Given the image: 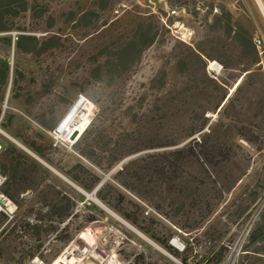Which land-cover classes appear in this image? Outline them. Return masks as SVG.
<instances>
[{
    "label": "trees",
    "instance_id": "1",
    "mask_svg": "<svg viewBox=\"0 0 264 264\" xmlns=\"http://www.w3.org/2000/svg\"><path fill=\"white\" fill-rule=\"evenodd\" d=\"M45 11L42 0H0V124L5 128L13 116L1 108L5 96L6 103L22 98L26 106L33 99L30 85L37 84L38 92L52 88L47 69L27 72L18 65L20 55L32 59L62 45L64 37L57 31L39 27ZM187 13L199 18L200 38L191 44L175 41L171 55L166 54L141 89L133 84L142 54L163 44L160 35L169 33L173 23L151 11L134 17L127 12L103 23L101 30L111 31L110 40L88 75L106 88L107 97L104 105L93 100L96 112L70 145V165L53 159L58 147L47 134L57 124L52 106L34 113L24 108L40 129L35 137L29 135V126L15 134L37 158L1 141L0 172L6 177L2 191L17 204L18 197L28 203L18 225L25 238L21 244L30 249L28 258H41L39 249L55 242L66 246L97 241L103 246L110 237L115 243V232L99 217H110L106 208L182 264H223L225 243L203 244L197 235L211 234L217 202L246 174L247 148L258 142L260 150L264 144V51L261 56L249 26L223 4H209L203 13L192 7ZM120 24L123 31L114 33ZM210 61L220 65L219 75L207 68ZM128 82L131 90L124 96ZM210 113H215L213 120ZM55 135L64 139L59 132ZM144 204L172 227L156 223ZM12 232L13 227L7 238ZM173 235L182 249L168 243ZM245 254H250L246 264H264V252ZM142 257L138 253L132 262Z\"/></svg>",
    "mask_w": 264,
    "mask_h": 264
},
{
    "label": "rangeland",
    "instance_id": "2",
    "mask_svg": "<svg viewBox=\"0 0 264 264\" xmlns=\"http://www.w3.org/2000/svg\"><path fill=\"white\" fill-rule=\"evenodd\" d=\"M42 1L46 11L44 18L39 22V27L57 31L64 37L62 45L59 48H50L32 59L20 55L18 65L27 72L37 73L47 69L48 75L53 76L52 88L49 92H38L37 84L30 85L28 88L33 94V99L26 106L22 98H13L11 102L6 103V114L13 116L8 127L5 128L0 124L2 130L0 141L13 143L34 157L36 155L15 137L16 132L23 131L27 126L31 129L29 135L32 137H35L34 132L40 129L33 119V115L27 114L23 109L28 108L34 113L52 106L53 117L58 124L71 103L75 99L83 97L89 101L85 106L88 116L91 118L96 112L94 101L104 105L107 97L106 88L96 84L88 75L95 61L101 59L102 47L110 40L111 31L101 29L103 23L109 22L115 17H121L123 13L128 12V17H134L137 12L151 11L160 14L162 19L168 17L173 23L169 33H161L160 35L163 44L152 45L144 50L136 69L137 73L134 76L135 83L133 85L137 89L142 88V83L147 82L155 67L170 54L169 48L175 41L191 44L200 38L199 18H194L187 13L188 8L198 7L203 13L209 4H223L235 17L249 26L261 56L264 51V10L258 0H172L174 5H186V7L179 6L180 8L171 6L168 0ZM82 13H85L87 17L81 18ZM123 26L124 24L116 25V28L114 27L115 29L112 30L115 31L114 33L121 32L124 29ZM69 58L70 62H67L66 60ZM263 61L264 57L262 56ZM207 68L214 75L220 73L219 64L217 68L210 69L208 63ZM130 90L131 83L128 82L124 96L129 95ZM85 92L90 96H87ZM67 101L68 103L65 104ZM46 115L49 117L48 113ZM214 117L215 113H210V120H213ZM75 127V124L66 125L62 123L58 132L64 139L55 136L52 131L47 133L54 141V145L58 147V151L53 153L54 161L62 159L65 165H70L73 162L74 154L67 138ZM262 139L264 141V137ZM36 141L45 144L39 138H36ZM237 141L243 145L240 140ZM258 146L259 143L254 142L253 148H247L250 159L246 174L237 182L236 187L225 193L223 200L217 202L215 214L209 227L211 234L197 235L203 244L219 241L225 243L227 251L223 264H239V262L246 264L250 254L245 253L264 252V144L260 150H258ZM242 164L243 162H241V166ZM124 192L135 201H139L127 191ZM252 198L255 200L251 201ZM19 199L21 200V197L17 199L15 218L13 217L11 221L6 223L2 227L4 231L0 233V264H52V261L65 246L61 242H55L47 249H39L41 258L27 257L30 249L21 244L25 238L20 233L18 225L21 224L20 216L23 215L28 203L23 204L18 201ZM89 199L94 201L93 196ZM143 206L149 214L153 215L156 223L159 221L162 225L172 227L170 222L156 213L150 206L146 204ZM104 209L110 217L100 215L99 217L103 218L106 229L115 232L116 237L115 243H112L110 237H105L101 249H104L103 255H112L115 264H176L174 260L179 261L165 248L141 233L120 216L106 208ZM13 220L14 225H12ZM3 223L4 219H2L0 227ZM12 227L13 232L7 238L8 230ZM251 231L254 232V239L252 240L250 239ZM77 233L76 230L73 231L74 235ZM174 238H176V243L173 246L176 249H182L183 244L176 235H173L168 243ZM138 253H142L143 257L132 262Z\"/></svg>",
    "mask_w": 264,
    "mask_h": 264
},
{
    "label": "built area",
    "instance_id": "3",
    "mask_svg": "<svg viewBox=\"0 0 264 264\" xmlns=\"http://www.w3.org/2000/svg\"><path fill=\"white\" fill-rule=\"evenodd\" d=\"M262 9L264 10V0H258ZM15 32H12L14 36ZM12 59H10V64ZM6 107V96L2 104V110ZM2 150V144L0 142V151ZM6 180L5 175L0 172V217L4 218L2 227L11 221L15 216L17 210L16 202L7 194L2 191L3 184ZM104 249H101L100 244L97 241H91L88 244L78 245L74 242H69L63 250L52 261L57 264H115L112 255H103Z\"/></svg>",
    "mask_w": 264,
    "mask_h": 264
},
{
    "label": "bare ground",
    "instance_id": "4",
    "mask_svg": "<svg viewBox=\"0 0 264 264\" xmlns=\"http://www.w3.org/2000/svg\"><path fill=\"white\" fill-rule=\"evenodd\" d=\"M217 66H218V64L216 62H214V61L209 62V68L210 69L214 68V67L217 68ZM86 99L83 97L77 98L72 102V104L67 109L66 113L63 115L59 125L57 124L55 126L57 128L56 133L58 132V130H59L58 128L62 125V123L63 124L65 123L66 125L75 124L76 127L72 131H79V132L82 131V129L85 127V125L90 120V117L88 116V113H87V108L85 106L89 101H87ZM0 132H2L1 129H0ZM62 134H63V132H62ZM174 239H176V238H174ZM53 264H57V263L54 262Z\"/></svg>",
    "mask_w": 264,
    "mask_h": 264
},
{
    "label": "water",
    "instance_id": "5",
    "mask_svg": "<svg viewBox=\"0 0 264 264\" xmlns=\"http://www.w3.org/2000/svg\"><path fill=\"white\" fill-rule=\"evenodd\" d=\"M56 131H57V128L54 127L53 130H52V132H53L54 135L56 134ZM79 135H80V132H79V131H72V132L69 134L68 138H67L68 142H69L70 144L74 143V142L77 140V138L79 137ZM55 136H56V135H55ZM127 158H129V157H127ZM120 163H121V162H120ZM101 182H102V181H101ZM101 182L96 186V188L101 184ZM96 188H95L93 191H95ZM84 194L86 195L87 198L91 197V194H86V193H84ZM94 201H95L96 203H98V205H99L100 207L103 208V206L98 202V200H96V199L94 198ZM175 243H176V239H173V240L170 242L171 245H175ZM174 261L176 262V264H182L180 261H176V260H174Z\"/></svg>",
    "mask_w": 264,
    "mask_h": 264
},
{
    "label": "crops",
    "instance_id": "6",
    "mask_svg": "<svg viewBox=\"0 0 264 264\" xmlns=\"http://www.w3.org/2000/svg\"><path fill=\"white\" fill-rule=\"evenodd\" d=\"M1 142V141H0ZM2 144V143H1Z\"/></svg>",
    "mask_w": 264,
    "mask_h": 264
}]
</instances>
